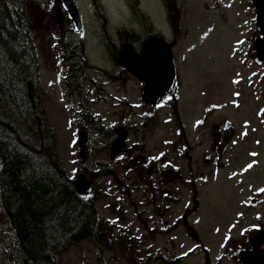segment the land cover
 Masks as SVG:
<instances>
[{
  "label": "rangeland",
  "instance_id": "rangeland-1",
  "mask_svg": "<svg viewBox=\"0 0 264 264\" xmlns=\"http://www.w3.org/2000/svg\"><path fill=\"white\" fill-rule=\"evenodd\" d=\"M73 4L83 21L78 35L82 52L93 65L116 74L118 64L111 51H102L95 41L104 29L92 1L73 0ZM99 4L112 35L106 40L113 48L126 49L116 35L123 28L129 39L131 34L138 37L131 45L136 52L149 39L159 42L162 36L167 41L177 84L163 102L150 105L140 97L144 84L129 72L125 86L118 88L117 81L94 69L87 71L92 83L85 84L86 108L89 98H98L90 110L99 121L111 129L123 121L130 129L128 146L139 144L137 151L128 152L125 143L111 157L115 130L102 145L84 121L79 98L67 94L63 85L61 51L50 34L56 27L42 25L39 19L34 35H38L40 92L57 137L53 149L68 176L87 178L93 192L85 197L97 195L94 191L106 195L96 202L106 221L104 240L69 246L60 255V264H97L98 249L103 264H234L224 258L227 238L256 225L258 215L264 222V193L257 206L247 205L253 192L264 188V91L259 82L264 67L247 54L255 34L249 0H181L179 28L169 25L164 0H99ZM39 5L45 8L49 0H40ZM33 12L39 15L35 8ZM139 42H144L142 48ZM99 91L105 94L99 97ZM120 96L128 102L122 98L116 105ZM70 107L74 109L68 113ZM223 120L234 131L218 154L210 148V129ZM83 123L88 128L85 137H90L84 159L74 154ZM138 155L147 159L148 184L127 168L129 159ZM164 161L176 168L178 176L162 184L158 171ZM248 164L253 167L245 171ZM86 170H111V174Z\"/></svg>",
  "mask_w": 264,
  "mask_h": 264
},
{
  "label": "trees",
  "instance_id": "trees-1",
  "mask_svg": "<svg viewBox=\"0 0 264 264\" xmlns=\"http://www.w3.org/2000/svg\"><path fill=\"white\" fill-rule=\"evenodd\" d=\"M91 1L101 21L100 27L104 29L99 33L100 40L95 38L96 44L102 51H111V59L116 60L119 48H113L106 40L112 36L107 29V17L99 0ZM164 2L169 25L179 28L181 0ZM39 3L40 0H0V264H60V255L69 246L84 240L91 243L104 240L106 221L99 216L96 202L106 195L94 191L97 195L91 193L87 197H79L75 191L78 175L68 176L53 149L57 137L46 115L40 92L39 53L35 45L38 35H34L35 29L40 27L39 19L42 25L54 28L53 24L56 27V31H50V34L61 51L63 85L67 94L79 98L87 124L93 125L102 145L108 143L110 132L117 126L111 129L97 116L88 118L92 114L90 108L98 98L88 103L86 108L85 84L86 81L92 83L87 71L94 69L117 81H125L129 76L120 66L116 74H111L108 69H100L89 62L79 45L80 33L67 16L61 0H49V6L45 8ZM33 8L39 11V15L33 12ZM116 35L126 47L138 42L136 35L131 34L129 39L124 28ZM98 95L102 92L99 91ZM122 101L128 102L125 98ZM121 123L126 126L123 121ZM179 129L180 135L183 129ZM80 131H84L82 127ZM127 131H130L128 127ZM233 131L228 120L213 124L210 129L211 150L221 154L232 140ZM128 139L127 136L125 150L137 151L139 144L130 147ZM78 151L79 148L74 154L78 155ZM129 161L128 170L144 177L148 184L147 159L138 155ZM151 164L150 167L154 162ZM158 173L162 184L178 176L176 168L167 161ZM109 174L111 170L94 173L101 176ZM159 194L165 197L163 192L159 191ZM96 255L97 264H103L105 260L99 249Z\"/></svg>",
  "mask_w": 264,
  "mask_h": 264
},
{
  "label": "water",
  "instance_id": "water-1",
  "mask_svg": "<svg viewBox=\"0 0 264 264\" xmlns=\"http://www.w3.org/2000/svg\"><path fill=\"white\" fill-rule=\"evenodd\" d=\"M249 2L253 13L252 22L255 34L249 43L247 54L252 57L256 65L264 67V0H249ZM62 4L74 28L80 32L79 15L73 0H62ZM160 39L159 42L158 40L149 39L144 44L143 50L146 51L147 55L153 50L155 51V56L152 58L137 61L134 56L139 54L131 47L121 49L118 53L119 57H117L118 64L130 74L139 78L143 83L146 82L141 93V99L149 104L161 103L167 94L174 91L177 84L173 54H171V49L165 39ZM163 48L165 51H163ZM154 68L159 69L162 75L159 77L157 76L158 74L153 76ZM166 81H168L167 85ZM259 82L264 91V70L260 74ZM115 132L117 137L111 144V157L117 156L121 152L128 135L125 126H117ZM77 143L79 145L78 155L84 159L86 144L84 132H80ZM75 179V191L79 197L84 198L92 191L91 184L81 174ZM260 195V191L253 192L252 197L248 199L247 205L257 206L260 202ZM224 257L234 264H264V222L261 220L260 215L257 216L256 225L242 231L239 236H229L227 238L224 247Z\"/></svg>",
  "mask_w": 264,
  "mask_h": 264
},
{
  "label": "bare ground",
  "instance_id": "bare-ground-1",
  "mask_svg": "<svg viewBox=\"0 0 264 264\" xmlns=\"http://www.w3.org/2000/svg\"><path fill=\"white\" fill-rule=\"evenodd\" d=\"M163 51H165L164 50V48H163ZM138 53V52H137ZM139 55H137V56H134L135 57V59L137 60V61H141V60H143V59H147V58H152V57H154L155 56V51L153 50L150 54H146V51L145 50H143L142 49V51H141V53H138ZM119 55V54H118ZM117 55V57H119ZM134 59V58H133ZM116 62H117V58H116ZM159 72V73H158ZM151 73V72H150ZM156 74H158L157 76L159 77V76H161L162 75V72L159 70V69H157V68H154L153 69V76H155ZM161 78V77H160ZM145 85H146V82H145Z\"/></svg>",
  "mask_w": 264,
  "mask_h": 264
},
{
  "label": "flooded vegetation",
  "instance_id": "flooded-vegetation-1",
  "mask_svg": "<svg viewBox=\"0 0 264 264\" xmlns=\"http://www.w3.org/2000/svg\"><path fill=\"white\" fill-rule=\"evenodd\" d=\"M132 44H135V43H132ZM143 47V44L141 45V48ZM141 51H142V49L141 50H139L138 51V53H141ZM127 80H125L123 83H125ZM144 85H145V83H143ZM87 95V94H86ZM111 97H113V98H115L113 95H111ZM126 99V98H125ZM86 100H87V98H86ZM89 103H91L93 100L91 99V98H89ZM150 105H153V104H150ZM67 109V107L64 109V110H66ZM74 109V107H70L69 109H68V113H70V111H72ZM68 117V116H67ZM67 117L65 118V119H67ZM88 118H90V119H93L94 117L93 116H91V117H88ZM83 119H84V121H85V119H87L85 116L83 117ZM89 123V122H88ZM91 124V123H90ZM91 126L93 127V125L91 124ZM125 126V125H124ZM82 127V129L85 131V132H88V128L84 125V123H83V126H81ZM80 127V128H81ZM94 129V128H93ZM95 130V129H94ZM89 138V136L87 137V139ZM154 167V165L151 167V168H153Z\"/></svg>",
  "mask_w": 264,
  "mask_h": 264
},
{
  "label": "snow or ice",
  "instance_id": "snow-or-ice-1",
  "mask_svg": "<svg viewBox=\"0 0 264 264\" xmlns=\"http://www.w3.org/2000/svg\"><path fill=\"white\" fill-rule=\"evenodd\" d=\"M238 95V94H237ZM198 123H200V122H198ZM247 133L245 132L244 133V135H246ZM251 155H253V156H255V155H257L256 153H251ZM253 167V165L252 164H248V166H247V168L245 169V171H247V169H251ZM259 191L261 192V193H264V188H261V189H259ZM185 255H187V253H185Z\"/></svg>",
  "mask_w": 264,
  "mask_h": 264
}]
</instances>
